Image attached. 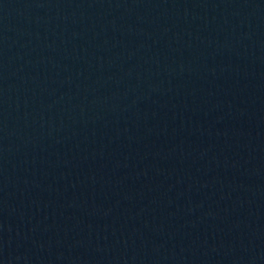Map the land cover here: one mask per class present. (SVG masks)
<instances>
[{"label": "water", "instance_id": "obj_1", "mask_svg": "<svg viewBox=\"0 0 264 264\" xmlns=\"http://www.w3.org/2000/svg\"><path fill=\"white\" fill-rule=\"evenodd\" d=\"M0 264H264V0H0Z\"/></svg>", "mask_w": 264, "mask_h": 264}]
</instances>
